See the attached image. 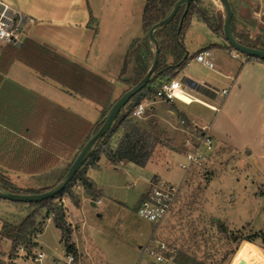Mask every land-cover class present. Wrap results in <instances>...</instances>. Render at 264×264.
Here are the masks:
<instances>
[{"label": "crops", "instance_id": "crops-1", "mask_svg": "<svg viewBox=\"0 0 264 264\" xmlns=\"http://www.w3.org/2000/svg\"><path fill=\"white\" fill-rule=\"evenodd\" d=\"M144 3L145 0H0V9L6 5L33 20L26 22L19 42L0 39V168L7 177L3 178L6 183L0 184L39 190L62 178L106 105L132 85L128 76L120 77V71L129 44L144 34ZM194 24L206 27L215 39L191 55L184 39L188 59L174 78L189 95L218 109L198 102L211 112L208 118L191 116L183 108L182 116L208 125L215 140L214 150L229 154L234 163L262 180L264 60L232 48L223 33L211 29L195 14L187 29ZM200 51H206L203 62L194 58ZM165 59L167 63L173 61L171 52L165 54ZM192 71H201L204 77H196ZM163 80L156 78L152 85ZM222 89H227L226 94L220 93ZM151 95L146 94V101ZM181 98L188 102L184 105L197 102H191L185 94ZM114 122L111 148L123 133V126ZM181 154L184 156V152ZM160 161L150 157L141 166L100 154L95 165L85 168L93 190L87 191L76 181L71 187L73 197L64 193L58 199L70 228V241L82 264H135L142 260L151 222L135 211L150 180L160 178ZM101 163L116 176L124 172L129 182L125 187L141 182L133 207L105 194L106 185L99 177ZM246 173L242 172L243 181L231 180L239 185L231 187L232 199H244L247 187L241 188L240 184L250 181ZM35 217L36 221L41 217L44 223L30 234L33 246L42 248L40 238L52 225L63 248L55 255L48 254L47 259L62 256L65 248L61 230L54 225L51 214L42 207ZM21 259L13 261L22 264Z\"/></svg>", "mask_w": 264, "mask_h": 264}, {"label": "rangeland", "instance_id": "rangeland-1", "mask_svg": "<svg viewBox=\"0 0 264 264\" xmlns=\"http://www.w3.org/2000/svg\"><path fill=\"white\" fill-rule=\"evenodd\" d=\"M229 1L236 33L242 38L247 37L250 43L258 42L259 45L260 39L264 37L261 0ZM197 4L207 11L208 16L212 15L211 23L215 27V14L219 13L224 18L219 0H199ZM187 28L183 41L188 43L189 55L215 39L201 25L194 24ZM193 68L194 64L191 65ZM192 73L196 77H204L201 71ZM144 100L146 105L143 114L132 118L142 137L139 145L151 151L150 157L153 160H161L157 163L161 169V179L180 183L179 194L170 211L159 221L151 222V235L146 245L163 255L164 259L158 264H237L240 260L244 264H264V179H256L245 166L234 163L232 156L217 150L208 155L202 167L184 174L178 166V162L184 159L181 153L187 149L184 143L187 132L180 124V119L184 118L181 109L191 116L203 118H208L211 112L198 102L184 105L183 101L167 102L152 95L147 101L145 96ZM123 111L126 113L127 108ZM101 166L103 169L99 177L106 185L105 194L133 207L141 182L133 187H125V183L129 182H126L124 172L116 176L113 171L106 169L104 163ZM3 171L0 168V181L6 183ZM242 172H248L246 174L250 180L240 184L241 188L247 187V193L242 200L237 197L232 199L230 189L239 185L231 180L243 181ZM34 209L36 207L29 203L0 198V230L6 222L19 223ZM228 209L234 220L232 223L229 222ZM40 218L36 221L35 217L33 232L44 223ZM40 239L42 248L50 256L62 251L63 246L52 225L45 229ZM20 245L23 244H13L0 235V264L13 263L17 257L22 258V264H35L27 255H21ZM152 260L144 251L141 261L153 264Z\"/></svg>", "mask_w": 264, "mask_h": 264}, {"label": "trees", "instance_id": "trees-1", "mask_svg": "<svg viewBox=\"0 0 264 264\" xmlns=\"http://www.w3.org/2000/svg\"><path fill=\"white\" fill-rule=\"evenodd\" d=\"M176 1L177 0H145L142 11V26L144 34L140 38L133 39L129 44L120 71V77L128 76V81L131 82L132 85L138 82L145 75L153 60L154 46L148 38L147 31L152 26V24L164 18L171 11L173 4ZM198 1L199 0H194L190 2L188 6H186L185 3H182L174 17L168 24H165L154 30V36L158 41L160 49L159 60L151 76V81L143 89L137 92L117 114L115 122H118L123 126V133L115 148H111L109 144V138L113 133V124L107 129L103 136L95 141V143L91 147L87 159L61 192L51 198L36 202H29V204L34 205L36 209L45 207L46 214H51L54 225L61 230V240L63 242L65 251L76 253V249L73 243L70 241V228L64 218V209L59 203L58 199L64 193H68L71 197H73L71 187L76 181H79L87 191L93 190L94 184L92 180H90L85 175V168L88 165H95L96 161L99 159L100 154H104L114 161L126 159L141 166L145 165V163L150 158L151 151H147L146 148H144V145H139V142L142 140L139 128L133 121V117H130L127 113H124L123 109H128L133 104L140 102L141 99L146 96V94H153L156 86H153L152 83L156 78H164L165 80L171 79L172 77L176 76L177 72L185 65L188 58L186 55V49L183 44V34L190 22L192 15L195 14L197 17L201 18L214 31H222L223 17L221 16V14L216 13L214 16L217 23L215 27V25L211 23L212 18L208 16L207 11L203 7L198 6ZM232 28L233 34L239 42L247 46L256 47L258 42L250 43L247 37L242 38L236 33L234 25V15H232ZM149 45L152 46V49L150 50L148 48ZM148 52L149 58H146V53ZM167 52H171V54L173 55V61L171 63L166 62L165 54ZM110 106L111 105H106L100 118L93 124V126L89 130L85 141L90 136H92L99 128L102 123V119ZM77 153L75 154V156L77 155ZM0 188L16 193H35L48 189L43 188L35 190L28 188H17L5 184H0ZM36 209L27 214L17 224L6 222L1 227V237L11 240L13 244H17L20 242L27 249H31L34 243L31 240L30 234L35 224L34 219ZM10 264L15 263L13 262Z\"/></svg>", "mask_w": 264, "mask_h": 264}, {"label": "built area", "instance_id": "built-area-1", "mask_svg": "<svg viewBox=\"0 0 264 264\" xmlns=\"http://www.w3.org/2000/svg\"><path fill=\"white\" fill-rule=\"evenodd\" d=\"M27 21L33 20L3 5L0 9V39L13 43L19 42ZM205 55L206 51H200L194 58L199 62H203ZM208 89L217 92L212 87H208ZM226 92L227 89L220 90L222 95ZM183 94L190 96L191 102L197 101L212 110L218 109L216 106L205 104L189 95L182 88V83L175 78L163 80L156 85L153 97L169 102L173 100L183 101L181 98ZM145 105V100L133 104L127 109L128 116L140 117L145 110ZM180 124L187 132L184 140L187 149L184 152L183 161L178 162V166L186 174L192 169L204 165L208 155L214 151L215 140L208 131V125H200L196 120L187 118H181ZM179 189L180 183H170L157 177L150 180L149 186L136 208V214L150 222L159 221L172 208L179 194ZM144 251L153 259V264H158L164 259L163 255L153 247L146 245ZM19 252L29 256L35 264H82L77 253L68 251H65L62 256L50 257L49 259H47L48 254L46 251L39 247L33 246L31 249H27L25 246L20 245ZM135 264H144V262L139 260Z\"/></svg>", "mask_w": 264, "mask_h": 264}, {"label": "water", "instance_id": "water-1", "mask_svg": "<svg viewBox=\"0 0 264 264\" xmlns=\"http://www.w3.org/2000/svg\"><path fill=\"white\" fill-rule=\"evenodd\" d=\"M192 1L194 0H177L173 4L171 11L164 18L152 24V26L149 28V30L147 31V35L150 42L154 46L153 60L149 69L138 82H136L128 89H126L111 104V106L109 107L108 111L106 112L105 116L102 119L101 125L96 130V132L92 136H90L82 145L79 152L68 166L62 178L53 186L46 189L45 191L35 192V193H16L0 188V198L12 202H25V203L36 202L47 198H51L54 195L61 192L66 187V185L70 182L74 174L87 159L91 147L93 146L95 141L104 135V133L107 131V129L111 126V124L115 120L117 114L129 102V100L151 81L152 78L151 76L157 66L159 60V52H160L158 41L154 36V30L158 27L168 24L176 14L178 8L182 3H185V5L188 6ZM219 2L221 3L224 11L222 33L228 44L232 48L243 54H246L251 57L264 59V48H260L257 46L256 47L247 46L236 39V37L233 34V28H232V9L230 2L229 0H219ZM261 9L264 13V0H261ZM261 44L264 46V37L261 38ZM237 264H244V261L240 260Z\"/></svg>", "mask_w": 264, "mask_h": 264}, {"label": "flooded vegetation", "instance_id": "flooded-vegetation-1", "mask_svg": "<svg viewBox=\"0 0 264 264\" xmlns=\"http://www.w3.org/2000/svg\"><path fill=\"white\" fill-rule=\"evenodd\" d=\"M230 2V1H229ZM230 5H231V3H230ZM231 9H232V7H231ZM224 12V11H223ZM232 15H234L233 14V11H232ZM256 46H258V47H260V48H264V46L261 44V40H260V43H259V45H256Z\"/></svg>", "mask_w": 264, "mask_h": 264}]
</instances>
